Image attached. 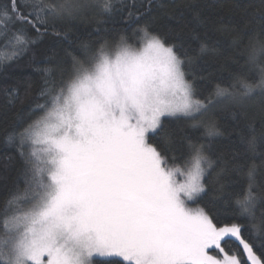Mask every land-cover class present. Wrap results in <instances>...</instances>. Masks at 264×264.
Masks as SVG:
<instances>
[{
    "label": "snow or ice",
    "instance_id": "snow-or-ice-1",
    "mask_svg": "<svg viewBox=\"0 0 264 264\" xmlns=\"http://www.w3.org/2000/svg\"><path fill=\"white\" fill-rule=\"evenodd\" d=\"M123 3L8 0L0 40L11 54L0 63L18 60L49 30L67 38L58 24L111 16ZM141 15L129 9L127 22L139 25ZM125 31L65 48L51 66L35 69L43 102L4 134L20 158L23 186L0 199V264H264V163L246 166L235 209L221 213L197 200L214 163L205 145L189 140L177 163L149 142L162 117L190 118L211 137L218 129L205 117L215 104L264 97V12L240 30L248 36L246 64L203 98L187 79V51L179 54L149 22ZM207 47L202 42L200 52ZM9 96V104L20 99L16 89ZM256 143L248 139L246 151L256 154Z\"/></svg>",
    "mask_w": 264,
    "mask_h": 264
},
{
    "label": "trees",
    "instance_id": "trees-1",
    "mask_svg": "<svg viewBox=\"0 0 264 264\" xmlns=\"http://www.w3.org/2000/svg\"><path fill=\"white\" fill-rule=\"evenodd\" d=\"M7 4L8 0H0V8ZM117 7L121 10L111 16L87 14L77 21L58 24L57 31H67V38L53 35L49 30L18 60L0 63V199L16 184L23 186L20 158L15 148L4 143L5 131L15 127L31 105L43 102L37 100L42 74L35 69L51 66L50 57L62 56L65 48L77 51L81 42L96 41L102 35L111 37L121 29H126L124 34L130 36L132 29L149 22L150 30L161 35L166 44L174 45L179 54L183 56L187 51L191 57V63L186 61L185 64L187 79L198 92L204 90L203 98L214 91L216 84L231 82L232 74L240 72L241 66L246 64L248 36L240 30L247 21L255 24L258 14L264 12V0H151L150 5L149 0H124L123 5ZM149 7L150 11H146ZM129 9L142 13L139 25L127 22ZM25 27L35 35L30 26ZM202 42L208 46L204 52H200ZM3 44L0 40V61L11 54V49H5ZM13 89L19 92L20 99L9 104V93ZM214 106L211 118L218 129L217 135L206 136L203 125L192 127L194 122L190 118L165 116L161 127L149 133V142L168 157L174 155L177 163L187 157L189 140L205 145V154L214 163L205 177L206 190L197 200L201 206L214 203L215 210L223 213L235 209V193L246 187V166L264 163V156L259 154L264 152V97L257 95L244 106L226 100ZM252 136L257 141L256 154L246 151L247 140ZM245 161V168L238 167ZM260 172L264 174V167ZM216 197L219 198L214 199ZM230 247L235 249L237 244L231 243Z\"/></svg>",
    "mask_w": 264,
    "mask_h": 264
},
{
    "label": "rangeland",
    "instance_id": "rangeland-1",
    "mask_svg": "<svg viewBox=\"0 0 264 264\" xmlns=\"http://www.w3.org/2000/svg\"><path fill=\"white\" fill-rule=\"evenodd\" d=\"M254 98H256V96L252 97L250 100L246 101L245 103H249V102L253 101ZM214 107H215V106H213V107L211 108L210 112L208 113V116L205 117V119L208 118V117H211V116H212V112H213ZM162 118H163V117H162ZM213 254H216V253H213Z\"/></svg>",
    "mask_w": 264,
    "mask_h": 264
}]
</instances>
